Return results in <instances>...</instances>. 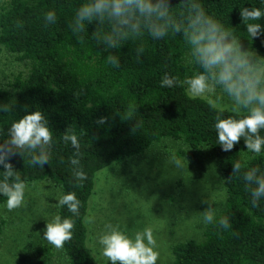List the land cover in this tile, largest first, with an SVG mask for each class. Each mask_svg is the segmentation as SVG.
Masks as SVG:
<instances>
[{
  "label": "trees",
  "instance_id": "16d2710c",
  "mask_svg": "<svg viewBox=\"0 0 264 264\" xmlns=\"http://www.w3.org/2000/svg\"><path fill=\"white\" fill-rule=\"evenodd\" d=\"M86 2L0 0V61L6 60L5 69H0V104L15 103L11 111L0 112V143L7 140L12 121L36 110L48 119L54 140L52 160L43 169L33 167L27 153L23 157L13 154L7 162L20 171L29 186L47 182L61 195L74 191L81 201L73 238L63 249L57 253L43 240L38 246L35 242L39 239L35 241L27 233L35 242L15 243L17 264H60L58 254L64 264H98L87 245L86 222L97 173L140 159L149 149L151 153L168 141L184 145L187 152L178 150L175 155L197 164L203 149L214 153L224 191L217 218L228 216L232 224L229 231L204 224L199 238L172 244L170 264H264V200L253 206L243 180V173L253 167L264 170V153L253 156L246 152L243 140L230 152L222 151L213 127L219 109L206 99L191 97L183 84L186 76L201 69L188 62L182 36L156 41L145 34L142 41H128L119 50L120 67L113 68L105 62L109 53L93 36L99 30L95 24L84 33L73 29L76 9ZM180 2L171 0L170 6ZM199 2L235 32L242 50L252 48L264 57V37L250 44L239 14L244 7H264L261 0ZM49 10L56 12L57 21L45 26L44 14ZM140 45L144 52L137 56ZM166 72L177 78L175 87L160 86ZM101 118H106V123L99 124ZM65 131L74 132L80 141L81 165L87 173L82 183L73 178L69 157L75 149L64 143ZM237 161L241 172L232 176ZM5 200L0 196V205ZM56 214L72 216L66 207L57 208ZM2 217L0 242L6 240L2 231L8 227L7 217ZM30 249H35L33 258Z\"/></svg>",
  "mask_w": 264,
  "mask_h": 264
},
{
  "label": "clouds",
  "instance_id": "9594fccd",
  "mask_svg": "<svg viewBox=\"0 0 264 264\" xmlns=\"http://www.w3.org/2000/svg\"><path fill=\"white\" fill-rule=\"evenodd\" d=\"M261 3L264 4V0ZM170 5L171 0H87L76 9L73 29L76 33H84L89 25L95 24L99 30L94 31L93 36L97 45H103L109 53L105 62L113 68L120 67L119 50L128 41H142L145 34L156 41L182 36L188 62L201 69L186 76L183 84L191 97H209V102L219 109L213 124L218 145L222 151L230 152L243 140L246 152L261 155L264 153V57L252 48L242 50L235 32L210 15L199 0H181L175 7ZM239 14L250 44L264 37V22H261L264 21V7H244ZM56 21L54 10L44 14L45 26ZM105 25L107 30H104ZM261 43L264 44V40ZM136 52L137 56L141 55L144 47L138 46ZM176 84L175 76L164 73L161 87L172 88ZM14 105L0 104V112H9ZM226 111L232 114L223 116ZM98 123H106V118ZM7 136V140L0 143V166L4 169L0 171V196L6 198L0 207L11 212L24 205L29 185L20 171L7 161L13 154L23 157L27 153L29 163L43 169L52 160L54 140L49 121L40 110L27 112L12 121ZM63 141L75 149L69 163L73 178L82 183L87 173L81 165L79 138L74 132L65 131ZM173 162L180 166L175 157ZM241 168L237 161L232 176L239 174ZM243 180L253 206H259L264 200V170L253 167L243 173ZM55 200L57 208L66 207L72 214L67 218L56 214L50 220L45 219L43 240L59 250L73 238L74 217L80 214L81 201L74 191L59 195ZM218 212L219 209L209 205L198 216L205 225L231 230L230 218H217ZM97 243L107 264H157L160 256L153 230L148 227L129 234L120 225L108 223L98 234Z\"/></svg>",
  "mask_w": 264,
  "mask_h": 264
},
{
  "label": "rangeland",
  "instance_id": "374dc122",
  "mask_svg": "<svg viewBox=\"0 0 264 264\" xmlns=\"http://www.w3.org/2000/svg\"><path fill=\"white\" fill-rule=\"evenodd\" d=\"M5 64L6 60L0 61V69H5ZM199 98L209 101V97ZM178 150L187 152L181 143L163 142L140 159L97 173L86 222L87 245L98 264H107L97 243V236L105 224H118L129 234L151 228L160 253L157 264H170L172 244L200 237L204 224L198 213L209 205L220 210L224 191L217 157L212 151L203 149L201 163L197 164L189 157L176 156ZM173 157L180 161V166H176ZM59 195L60 192L47 182H39L28 187L22 207L11 212L0 210L2 219L7 217L8 224L2 231L6 240L0 242V264H17L19 252L15 243L24 245L39 239L35 242L38 246L43 242L52 246L43 240V230L45 219L56 215L58 201L55 199ZM27 233L36 240L30 241ZM34 250L30 249L32 258ZM58 257L59 263L64 264L65 260L59 254Z\"/></svg>",
  "mask_w": 264,
  "mask_h": 264
}]
</instances>
